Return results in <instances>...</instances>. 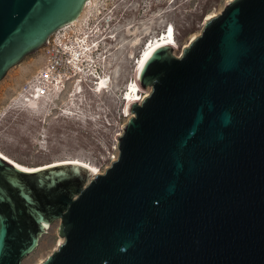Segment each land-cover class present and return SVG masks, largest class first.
I'll use <instances>...</instances> for the list:
<instances>
[{
    "label": "water",
    "instance_id": "water-1",
    "mask_svg": "<svg viewBox=\"0 0 264 264\" xmlns=\"http://www.w3.org/2000/svg\"><path fill=\"white\" fill-rule=\"evenodd\" d=\"M85 0H0V80L74 21ZM146 57L151 86L103 173L26 172L0 158V264H264V0H233L180 56Z\"/></svg>",
    "mask_w": 264,
    "mask_h": 264
},
{
    "label": "rangeland",
    "instance_id": "rangeland-1",
    "mask_svg": "<svg viewBox=\"0 0 264 264\" xmlns=\"http://www.w3.org/2000/svg\"><path fill=\"white\" fill-rule=\"evenodd\" d=\"M88 1L89 4L84 5L78 18L60 28L46 44L9 68L0 80V151L26 166L75 159L103 173L117 158L118 139L115 137L122 134L130 119L127 120L125 116L121 99H117L121 88L130 79L132 60L129 54L138 53L140 40L146 39L145 33L158 32L162 29L161 23L167 22L173 26L177 43L172 54L180 56L183 48L200 35L209 19L205 20L206 17L218 15L233 0ZM107 13L111 15L110 18ZM101 16V31L108 34L115 31L116 37L104 39L100 53H116L119 38H135L132 44L125 46L123 56L112 62L121 66V74L114 85L119 88L117 96L107 92L97 95L93 84L87 81L80 83L83 91L77 93L74 90V78H70V81L63 80L64 88L58 90L57 95L50 98L45 96L31 103L23 102L21 93L25 95L30 92L42 80L38 73L47 63V50L54 43L56 48L57 42H66L71 38L69 36L75 35L72 29L76 30V37L86 28L94 31L91 35L98 36L93 25ZM95 69L108 73L111 68L100 69L97 65ZM134 79L138 83L137 78ZM42 86L47 87L48 93L52 92L48 84ZM139 88L142 96L147 90L151 92V86L143 88L139 85ZM59 224L58 219L52 222L49 230L40 236L37 247L22 264H40L56 250L64 241L58 234Z\"/></svg>",
    "mask_w": 264,
    "mask_h": 264
},
{
    "label": "bare ground",
    "instance_id": "bare-ground-1",
    "mask_svg": "<svg viewBox=\"0 0 264 264\" xmlns=\"http://www.w3.org/2000/svg\"><path fill=\"white\" fill-rule=\"evenodd\" d=\"M87 1L88 0L84 1L82 8L84 7L85 4H89V1L88 2ZM212 16L213 14L208 15L205 20H207ZM110 17L111 15L108 14V18ZM102 18L103 16L99 17L98 20L93 25L95 26L94 27L95 32H98V36L96 37L94 36V34L92 35L90 34L93 33L94 31L93 30L90 31L87 28L85 29L86 31H83V33L80 36L78 35L76 37L75 36L76 30L71 28L73 31H75V35L69 36L71 37L69 38V40L61 43H58L56 40L58 44L56 49L59 48V51H57L58 55L56 54L57 58H55V60L62 59L63 62L62 54L65 53L67 55L65 58V63H62L64 69L62 71H53L55 67H53L52 64L46 63V65L38 73V76L42 78L41 82L38 81V84H36L34 88L25 95L21 93L23 102L31 103L34 100L43 99L45 96L47 97L49 96L50 98L57 95L58 90L64 88L65 84L63 80L70 81L69 80L70 78H74V82H75L74 90L77 93H81L83 91L82 87L80 86V83L87 81L93 84V90L96 92L97 95L100 94L101 92H107L111 94L114 93V95L113 94L112 95L117 96L119 88L114 87V85L121 74V66L118 63L114 62L113 64L112 62L118 60L119 57L123 56V51L125 49V46L132 44L135 38L129 40L119 38V41L117 43L118 45L116 46V53H113L111 51L108 52V50L105 51V53L108 52L106 53V55L100 53L101 42L104 39L116 37L115 31L114 33L111 32L110 34H108L106 31H101L103 29L99 26L103 20ZM68 24L65 23L63 26H66ZM160 27L162 29L158 32L145 33L146 39L143 41L140 40L141 47L138 53L135 54L134 52L135 55L133 53L129 54V58H131L132 60L130 79L129 80L127 79L124 86L120 90L121 92L120 95L117 97V99L120 98L122 101L121 107L124 108L123 111L125 112V116L127 117V120L132 117L131 115L132 113L129 114L128 112L129 103L134 100L136 101V103H141L144 97L149 95L148 90L143 96L139 94L140 92L139 84L134 79L137 78L138 76L143 60L146 57L150 56L160 46L169 45L172 49L177 47L175 32L172 24L171 23L168 24L167 22L164 24L161 23ZM169 28H171V32H169ZM97 65H99L100 69H103V67L110 66L111 68L110 72L108 73L98 72L97 69H95ZM103 71H105V69ZM37 80H39V77ZM44 84L45 86H47V84L48 86H51L52 89V90L50 89V91H52L51 93H48L49 90L47 89V87L42 86ZM72 95H74V93ZM0 158L5 160L12 166H15L23 171H25V169H29V170L35 169V171H38L41 170L42 168H46L58 164H78L87 167L92 172V175L89 177V179L94 175L100 174L93 167L87 165L84 162H81L80 160H75V159L59 160L37 166H26L24 164L17 162L16 160L7 156L1 151H0ZM35 171H26V172H35ZM50 225L51 224L49 223L47 227L44 229V231L40 233V236H42L44 233H46L49 230Z\"/></svg>",
    "mask_w": 264,
    "mask_h": 264
},
{
    "label": "built area",
    "instance_id": "built-area-1",
    "mask_svg": "<svg viewBox=\"0 0 264 264\" xmlns=\"http://www.w3.org/2000/svg\"><path fill=\"white\" fill-rule=\"evenodd\" d=\"M59 47V46H58ZM56 48H55V43H54V45L50 48V49H48L47 50V64L49 63V64H52V66L53 67H55L54 69H53V71H62L63 69H64V66H63V64L62 63H65V58H66V54L65 53H63L62 54V57H63V62H62V59H59V60H55V58H57L56 57V54H57V51H59V48H57L56 50H55ZM55 51V52H54ZM58 55V54H57ZM49 60H50V62H49ZM62 64V65H61ZM35 79L33 78V81H34ZM29 88L31 87V85H29L28 86Z\"/></svg>",
    "mask_w": 264,
    "mask_h": 264
},
{
    "label": "snow or ice",
    "instance_id": "snow-or-ice-1",
    "mask_svg": "<svg viewBox=\"0 0 264 264\" xmlns=\"http://www.w3.org/2000/svg\"><path fill=\"white\" fill-rule=\"evenodd\" d=\"M169 32H171V28H169ZM25 171H35V169H32V170L25 169Z\"/></svg>",
    "mask_w": 264,
    "mask_h": 264
}]
</instances>
